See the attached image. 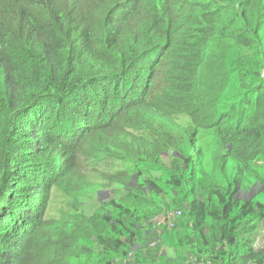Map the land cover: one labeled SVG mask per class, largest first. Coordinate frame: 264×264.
Here are the masks:
<instances>
[{
    "label": "trees",
    "instance_id": "1",
    "mask_svg": "<svg viewBox=\"0 0 264 264\" xmlns=\"http://www.w3.org/2000/svg\"><path fill=\"white\" fill-rule=\"evenodd\" d=\"M83 156L116 193L47 231ZM262 233L264 0H0V264H264Z\"/></svg>",
    "mask_w": 264,
    "mask_h": 264
},
{
    "label": "rangeland",
    "instance_id": "2",
    "mask_svg": "<svg viewBox=\"0 0 264 264\" xmlns=\"http://www.w3.org/2000/svg\"><path fill=\"white\" fill-rule=\"evenodd\" d=\"M185 121V120H184ZM123 168L120 167L119 162L113 160H93L91 161L90 157L83 156L81 158L80 166L74 170V180L70 185L68 190L57 189L53 193L52 199L50 201L48 211H47V223L50 224L46 228L47 231L58 232L63 226L70 220L75 221L77 210L75 211V206L79 199V195L85 196L84 194H79L80 192H94V195L102 193V201L106 202L105 199L109 195H114L116 193L115 186H109L110 180L106 179V175L109 172L120 171ZM119 185V184H116ZM100 190V191H98ZM97 191V192H95ZM121 197V193L118 195ZM110 199L108 197L107 201ZM91 201V200H89ZM97 206V204H96ZM79 208V203H78ZM89 210V209H88ZM89 213V212H88ZM172 215V214H171ZM170 216V215H169ZM182 216L181 213H174V216H171L170 223L171 226L179 222V217ZM154 229L158 232L161 231L160 224L165 222L164 217H158L153 219ZM256 244L258 246H264V233L260 235V238ZM94 253L91 257H81L75 258L73 261L76 264H107L108 260H114L118 263L125 261L124 255L112 254L107 258H104V255L101 251L97 249L93 250ZM125 251V249H123ZM71 261V262H73Z\"/></svg>",
    "mask_w": 264,
    "mask_h": 264
},
{
    "label": "built area",
    "instance_id": "3",
    "mask_svg": "<svg viewBox=\"0 0 264 264\" xmlns=\"http://www.w3.org/2000/svg\"><path fill=\"white\" fill-rule=\"evenodd\" d=\"M177 213H179V214H180V212H179V211H177ZM172 216H174V213L172 214Z\"/></svg>",
    "mask_w": 264,
    "mask_h": 264
}]
</instances>
